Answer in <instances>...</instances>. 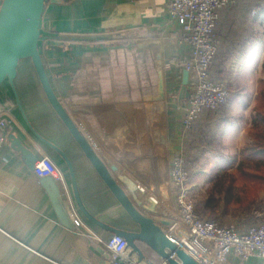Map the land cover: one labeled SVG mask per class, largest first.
<instances>
[{
    "label": "crops",
    "instance_id": "1",
    "mask_svg": "<svg viewBox=\"0 0 264 264\" xmlns=\"http://www.w3.org/2000/svg\"><path fill=\"white\" fill-rule=\"evenodd\" d=\"M40 31L43 65L71 118L96 153L117 167L116 175L128 176L171 219L178 220L179 213L170 167L175 157H185L188 144L217 138L220 144L214 154L226 157L230 149L236 154L252 141L245 127L250 124L258 80L264 79L263 0H232L219 11L218 47L210 75L226 83L229 97L217 110L202 112L188 131L182 127L184 100H178V92L189 46L168 14V0L48 2ZM158 70L165 84L162 100L155 99ZM14 86L26 118L5 82L0 110L11 122L0 148V264H114L103 244L88 236L106 240L111 232L78 211L66 164L36 134L68 157L81 200L93 217L116 229L137 231V225L48 103L30 59L19 62ZM10 134L37 158L47 155L62 172L64 181L58 183L69 224L58 218L40 178L8 139ZM202 150L205 154L208 148ZM196 178L190 176L186 182L189 195ZM73 211L82 226L73 225ZM136 243L148 261H163L144 243ZM224 264L264 263L256 256L241 262L227 252Z\"/></svg>",
    "mask_w": 264,
    "mask_h": 264
},
{
    "label": "built area",
    "instance_id": "2",
    "mask_svg": "<svg viewBox=\"0 0 264 264\" xmlns=\"http://www.w3.org/2000/svg\"><path fill=\"white\" fill-rule=\"evenodd\" d=\"M232 0H168V14L181 33V40L189 46V56L183 67L188 71V96L182 104V127L189 130L204 111H214L224 105L229 90L223 80L213 79L210 70L218 47L215 32L219 11ZM264 4V0H263ZM11 117L0 110V148L6 141V129ZM37 177L51 176L55 181H64L62 172L47 155H42L33 164ZM170 179L174 186V198L179 219L174 220L167 234L171 239L200 264H224L225 254L232 252L241 261L250 256L258 257L264 263V220L246 227L236 223L219 224L214 220L201 217L194 208L186 182L187 169L183 157L173 159ZM75 227L83 225L73 211ZM95 242L105 247L109 260L114 264H167L162 262L139 261L135 253H130L123 237L112 235L102 240L88 234Z\"/></svg>",
    "mask_w": 264,
    "mask_h": 264
},
{
    "label": "water",
    "instance_id": "3",
    "mask_svg": "<svg viewBox=\"0 0 264 264\" xmlns=\"http://www.w3.org/2000/svg\"><path fill=\"white\" fill-rule=\"evenodd\" d=\"M48 2L57 3L58 0H0V88L5 82L9 83L16 103L22 115L26 118L15 90L14 79L19 62L22 59H30L48 103L129 218L137 225L138 229L137 231H131L111 228L93 217L81 200L73 166L68 157L60 148L35 133L66 164L76 208L86 220L109 230L112 235L123 237L130 253H135L139 261L147 260V256H145L136 242L144 243L160 259L165 260L167 264H200L184 249L180 248L166 233L167 230L165 229L172 226L174 219H171L165 211L161 210L156 200L147 195L128 176L122 174L118 177L116 175L117 167L96 153L89 140L54 93L43 65L39 48L41 39L40 19ZM47 48L61 50L62 46L49 45ZM188 74L186 69L182 71L178 92L179 101L185 100L188 96ZM155 88V99H164L165 84L161 70L157 71ZM8 139L15 150L25 159L26 164L33 168L37 156L25 148L21 141L12 134L8 136ZM40 180L53 202L58 218L61 222L69 224L70 216L64 206L60 184L49 175L40 177ZM121 183L125 185L127 192L123 189ZM151 214L160 218L154 219ZM120 264L125 263L122 262Z\"/></svg>",
    "mask_w": 264,
    "mask_h": 264
},
{
    "label": "trees",
    "instance_id": "4",
    "mask_svg": "<svg viewBox=\"0 0 264 264\" xmlns=\"http://www.w3.org/2000/svg\"><path fill=\"white\" fill-rule=\"evenodd\" d=\"M262 67L264 69V60ZM252 111L250 124L245 127V132L251 136L252 143L242 147L227 162L210 169L209 196L197 204L196 212L201 217L214 220L221 225L224 223L220 221L225 219L230 206L233 208L243 206L248 211L252 200L246 197L264 189V79L258 80ZM240 188L244 190L245 198L240 199L233 194L234 190L240 191ZM223 189L225 195L222 198L214 194L215 190L219 192ZM246 211L245 209L241 211L245 217Z\"/></svg>",
    "mask_w": 264,
    "mask_h": 264
},
{
    "label": "rangeland",
    "instance_id": "5",
    "mask_svg": "<svg viewBox=\"0 0 264 264\" xmlns=\"http://www.w3.org/2000/svg\"><path fill=\"white\" fill-rule=\"evenodd\" d=\"M208 136L210 137L211 134H209ZM251 143L252 141L247 143L246 145H249ZM219 144L220 143L218 139L213 138L212 141L206 140V143H204L203 141H197L196 143L188 144L189 146L187 145L188 147L186 149V155L185 157H183V159L185 168L187 169L188 178L194 175L197 176V186L191 188L190 190V198L194 204L195 211H197V204L201 203L209 196L211 181L210 169L217 164H223L227 162L230 157L238 153L237 152L235 154L233 153L234 149H230V153L228 156L217 157L214 152H216ZM202 146L208 148L207 153L204 154L203 150L201 151ZM240 189V191L234 190L233 194L240 199L245 198L244 190L242 188ZM214 194L222 198L225 195V189L219 192L215 190ZM253 195H249V197H246L249 198V200H252V203L249 206L250 209L248 211H246V207L243 206L241 208H233L230 206L228 214L224 217L225 219L220 222H223L224 224L236 223L239 227H244L247 225L256 224L264 220V189L257 191ZM243 209H245L246 211V217L244 213V215L241 213Z\"/></svg>",
    "mask_w": 264,
    "mask_h": 264
}]
</instances>
